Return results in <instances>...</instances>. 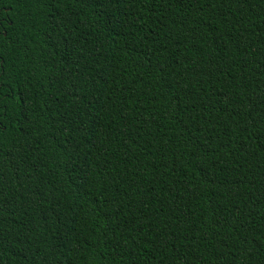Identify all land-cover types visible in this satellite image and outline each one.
Segmentation results:
<instances>
[{
	"label": "trees",
	"instance_id": "obj_1",
	"mask_svg": "<svg viewBox=\"0 0 264 264\" xmlns=\"http://www.w3.org/2000/svg\"><path fill=\"white\" fill-rule=\"evenodd\" d=\"M0 25V264H264V0Z\"/></svg>",
	"mask_w": 264,
	"mask_h": 264
},
{
	"label": "snow or ice",
	"instance_id": "obj_2",
	"mask_svg": "<svg viewBox=\"0 0 264 264\" xmlns=\"http://www.w3.org/2000/svg\"><path fill=\"white\" fill-rule=\"evenodd\" d=\"M0 27H2V25H0ZM0 87H3L2 83H0Z\"/></svg>",
	"mask_w": 264,
	"mask_h": 264
}]
</instances>
